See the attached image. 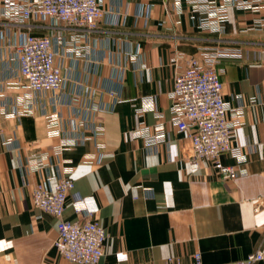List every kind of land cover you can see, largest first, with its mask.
<instances>
[{
  "label": "crops",
  "instance_id": "obj_1",
  "mask_svg": "<svg viewBox=\"0 0 264 264\" xmlns=\"http://www.w3.org/2000/svg\"><path fill=\"white\" fill-rule=\"evenodd\" d=\"M1 4L0 264H71L54 246L57 218L31 204L32 185L53 188L63 175L74 182L65 218H76L73 194L95 199L93 219L107 235L98 264H194L196 252L203 264H219L257 250L263 259L254 264H264V6L230 5L221 31L209 32L187 0H103V18L87 31L39 19L14 25ZM23 33L51 37L60 90L32 93L18 75L14 48ZM215 47L239 54L218 63L235 123L231 145L244 161L220 159L247 172L229 180L210 161L192 166L189 132L170 110L187 59ZM157 124L163 140L147 147L136 133Z\"/></svg>",
  "mask_w": 264,
  "mask_h": 264
},
{
  "label": "built area",
  "instance_id": "obj_2",
  "mask_svg": "<svg viewBox=\"0 0 264 264\" xmlns=\"http://www.w3.org/2000/svg\"><path fill=\"white\" fill-rule=\"evenodd\" d=\"M179 0H177V3ZM193 10L199 13L198 26L209 32H219L227 20L228 6L241 10L257 12L264 6V0H187ZM2 17L14 25L29 19L50 20L76 30H93L103 18V0H1ZM150 7L144 8L146 16ZM62 45L63 41H57ZM18 75L25 81L32 93L56 92L64 84L65 77L60 66L55 63L52 39L47 35L23 33L14 48ZM139 47H137V53ZM238 53L220 47L204 48L199 56L187 59L185 67L175 76L170 92V110L178 130L188 131L191 140V162L195 168L201 160L212 163L221 180L235 179L245 175L246 170H238L224 164L220 156L230 153L239 161H244L240 150L231 145L235 123L228 118L229 108L222 96L218 67L220 60L238 57ZM24 97L17 96L15 104L22 106ZM251 101H254L252 99ZM60 114H50V124L59 134ZM144 135L147 147L156 146L163 140V127L154 126L153 130L136 133ZM63 144L55 147L59 154ZM45 154H38L36 168L42 167ZM25 182V175L22 176ZM74 187L73 179L61 176L53 188L43 183L31 187L32 208L57 218V237L54 246L58 253L71 264H98L103 256L106 240L105 228L93 219L97 210L92 196L73 194L72 207L76 218H65L63 213ZM258 210V205L255 207ZM263 259L260 250L245 258L219 264H254ZM171 264V260H169ZM194 264H203L199 252L194 253Z\"/></svg>",
  "mask_w": 264,
  "mask_h": 264
}]
</instances>
